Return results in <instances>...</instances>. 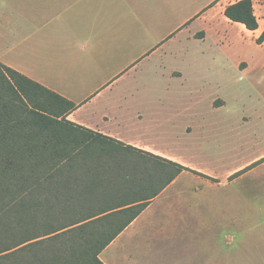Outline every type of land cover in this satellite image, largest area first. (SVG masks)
Wrapping results in <instances>:
<instances>
[{
  "label": "crops",
  "instance_id": "0c3cea01",
  "mask_svg": "<svg viewBox=\"0 0 264 264\" xmlns=\"http://www.w3.org/2000/svg\"><path fill=\"white\" fill-rule=\"evenodd\" d=\"M239 1L0 0V68L74 104L66 117L74 126L194 171L149 201L102 251L104 264H264V136L252 139L249 158L224 172L193 164L161 142L167 132L207 133L209 121L193 114L184 123L168 121L167 100L142 95L130 72L154 51L151 38L162 46L188 26L189 39L226 50L248 33L256 40L264 32V0H251L260 25L255 32L226 17ZM237 69L240 79L251 71ZM165 74L184 76L178 69ZM256 97L264 104V95ZM227 106L224 98L213 102L214 110Z\"/></svg>",
  "mask_w": 264,
  "mask_h": 264
},
{
  "label": "trees",
  "instance_id": "16d2710c",
  "mask_svg": "<svg viewBox=\"0 0 264 264\" xmlns=\"http://www.w3.org/2000/svg\"><path fill=\"white\" fill-rule=\"evenodd\" d=\"M225 15L250 32L260 27L251 0L227 7ZM255 41L263 45L264 32ZM0 69L15 81L9 90L21 112L8 128L10 118H16L6 113L12 104L3 102L0 109V186L6 188L0 192V213L19 218L16 224L1 226L0 264H104L102 251L149 201L181 173L194 171L74 126L66 119L74 104L12 69ZM35 92L52 98L50 105ZM40 135L46 136L44 141ZM48 191L50 212L43 217L56 215L53 211L67 215L60 228L44 221L34 224L41 216L38 196ZM127 206L131 207L98 218ZM78 234L86 243V258L74 254V244L65 246L67 250L50 245L61 235L75 240Z\"/></svg>",
  "mask_w": 264,
  "mask_h": 264
},
{
  "label": "rangeland",
  "instance_id": "374dc122",
  "mask_svg": "<svg viewBox=\"0 0 264 264\" xmlns=\"http://www.w3.org/2000/svg\"><path fill=\"white\" fill-rule=\"evenodd\" d=\"M190 31V26L185 27L162 46L161 42L151 38L149 43L154 51L141 58L130 72L133 84L140 88L142 95L167 100L168 121L184 123L193 114L199 116L200 120L207 123L209 121L211 126L206 127L209 130L207 133L194 130L189 136L167 132L166 137L164 136L166 141L161 143L170 151H179L193 164L224 172L227 167L249 158L251 154L247 148L253 143L252 139L264 136V124L260 121V115L264 114V104L258 103L256 97L264 95V44L259 46L254 43V35L248 33L246 40L236 49L231 47L226 50L225 46L212 45L211 40L202 42L199 39H189ZM241 58L247 62L240 63L238 67L237 62ZM237 68H251V71L240 79ZM177 69L182 71L183 77L165 74ZM11 79L9 73L0 69V93L4 95L0 98V109L3 102L11 103V110L7 109L6 113L16 117L10 118L8 128L14 126L21 113L17 98L9 90V84L15 83ZM35 94L50 105L52 98L42 97L39 92ZM217 98L226 99L228 106L214 110L213 102ZM243 116L251 120L244 123ZM222 124H225L226 130H223ZM213 125L216 126L212 127ZM45 137L40 135L39 139L44 141ZM48 156L47 164H50ZM12 185L10 183L9 187L12 188ZM5 189L0 186V192H5ZM38 198L41 199H38L41 206L37 208L40 209L41 216L34 220L35 226L37 222L39 225L49 222L54 228H60L67 223V215H62L59 211H53L56 215L43 217L46 212H50L49 191L41 193ZM3 216L0 213V229L7 224L18 223L19 218L14 215ZM52 244L61 248L74 244V254L82 258H86L88 252L84 247L86 243L79 234L75 240L68 235H61L58 240L50 241V245ZM63 249L67 250V247Z\"/></svg>",
  "mask_w": 264,
  "mask_h": 264
}]
</instances>
